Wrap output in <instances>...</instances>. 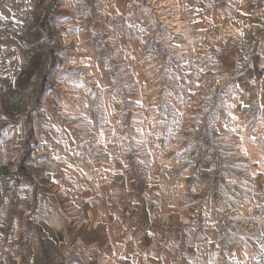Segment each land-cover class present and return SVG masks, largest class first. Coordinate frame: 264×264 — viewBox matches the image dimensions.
Listing matches in <instances>:
<instances>
[{"label":"rangeland","instance_id":"obj_1","mask_svg":"<svg viewBox=\"0 0 264 264\" xmlns=\"http://www.w3.org/2000/svg\"><path fill=\"white\" fill-rule=\"evenodd\" d=\"M165 2L0 0V235L32 187L97 264H264V0Z\"/></svg>","mask_w":264,"mask_h":264},{"label":"crops","instance_id":"obj_2","mask_svg":"<svg viewBox=\"0 0 264 264\" xmlns=\"http://www.w3.org/2000/svg\"><path fill=\"white\" fill-rule=\"evenodd\" d=\"M264 81L259 87V100L264 96ZM262 102V101H261ZM10 185V184H7ZM6 190L0 188V210L4 208ZM13 196L29 200L25 209L33 211L32 219L41 226L42 235L29 240L27 249L25 238L21 235H0V264H97L92 262L88 248L74 243L72 233L59 219L58 205L54 197L43 196L34 188L26 187L22 192L14 190ZM11 192L8 198H11Z\"/></svg>","mask_w":264,"mask_h":264},{"label":"bare ground","instance_id":"obj_3","mask_svg":"<svg viewBox=\"0 0 264 264\" xmlns=\"http://www.w3.org/2000/svg\"><path fill=\"white\" fill-rule=\"evenodd\" d=\"M165 3H168V4H165V5H163V6H165V7H172L173 6V4H174V6L172 7V9H175V11L176 12H178V7L176 6L177 5V2H176V0H166V2ZM179 18V16H177V19ZM183 23H185L186 24V22H183ZM182 23V24H183ZM175 24V23H174ZM178 23H176L175 25H177ZM222 29V28H221ZM224 29V28H223ZM235 29V28H234ZM188 33H189V31H188ZM247 142V141H246ZM241 218V217H240Z\"/></svg>","mask_w":264,"mask_h":264},{"label":"built area","instance_id":"obj_4","mask_svg":"<svg viewBox=\"0 0 264 264\" xmlns=\"http://www.w3.org/2000/svg\"><path fill=\"white\" fill-rule=\"evenodd\" d=\"M262 76H264V71H261Z\"/></svg>","mask_w":264,"mask_h":264},{"label":"snow or ice","instance_id":"obj_5","mask_svg":"<svg viewBox=\"0 0 264 264\" xmlns=\"http://www.w3.org/2000/svg\"><path fill=\"white\" fill-rule=\"evenodd\" d=\"M0 18H3L2 16H0ZM230 115H231V113H230ZM233 131H234V129H233ZM254 139V138H253ZM262 247H264V246H262Z\"/></svg>","mask_w":264,"mask_h":264}]
</instances>
